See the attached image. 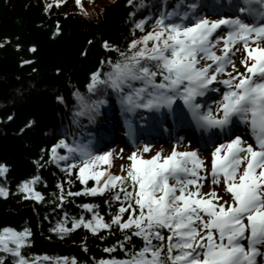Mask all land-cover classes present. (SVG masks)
Returning a JSON list of instances; mask_svg holds the SVG:
<instances>
[{
  "label": "snow or ice",
  "instance_id": "1",
  "mask_svg": "<svg viewBox=\"0 0 264 264\" xmlns=\"http://www.w3.org/2000/svg\"><path fill=\"white\" fill-rule=\"evenodd\" d=\"M62 2L55 0L56 4ZM205 7L200 0H183L171 10L161 11L153 18V30L131 40L127 54L117 49L119 58L107 61L110 71L101 74L98 69L91 73L87 87L96 92L97 85L110 86L118 93L125 114L137 109H167L176 119H189L208 133V142L214 145L210 170L198 149L178 151L174 147L168 155L158 151L150 158L133 152L128 157L132 163L126 176L114 175L96 167L102 162L110 163L111 152L94 151L90 141L69 142L65 135L52 145V158L63 162L66 172L78 167L82 182L88 180L89 174L97 181L81 191L119 189L111 198L118 207L110 219L104 218L98 205L86 203L81 207L91 216L74 217L73 228L83 225L96 233L115 224L127 230L124 241H130L128 233L143 239L141 247L125 249L123 257L101 258L98 264H262L257 257H264V47L250 48L248 41L264 37V0H235L229 5L234 14L217 19L205 14ZM148 19L144 17L134 27L143 29ZM221 25L227 26V34L213 35ZM238 40L247 50L241 60L244 72L236 70L234 53L230 51ZM104 46L116 48L107 41ZM218 48L222 49L220 53ZM229 66L234 74L222 77ZM214 81L224 85L220 100H198L206 92L220 91ZM74 95L78 100L76 114L87 115L90 120L99 106L107 103L79 92ZM178 101L183 102L182 107H174ZM128 124L131 127L130 119ZM237 124L246 126L255 146L237 134ZM225 135L227 139H223ZM216 138L223 142L215 143ZM61 146L66 149L63 155L56 151ZM149 149L146 144L143 150ZM5 170L6 165L0 164V173ZM209 171L212 183H223L230 200L223 199L215 187L201 192ZM38 179L33 176L19 187L39 200L41 194L32 187ZM125 180H130V187ZM0 194L7 195L8 190L0 186ZM53 231L67 229L60 222ZM30 235L28 228L0 229V252L11 254L14 264H39L41 257L32 259L22 254V248L31 243ZM117 246L125 248L123 242L113 247ZM55 259L60 264L68 258ZM4 260L5 256L0 255V264ZM72 261L75 264V257Z\"/></svg>",
  "mask_w": 264,
  "mask_h": 264
},
{
  "label": "trees",
  "instance_id": "2",
  "mask_svg": "<svg viewBox=\"0 0 264 264\" xmlns=\"http://www.w3.org/2000/svg\"><path fill=\"white\" fill-rule=\"evenodd\" d=\"M178 2L183 0H144L137 7L141 0L132 4L128 0H80L79 4L77 0L59 4L55 0H0V164L6 165L0 186L8 190L7 195L0 194V229L30 230L31 243L22 248L24 256L41 257L39 264H57L58 257L68 258L60 264H73V257L75 264H98L101 258L123 257L125 249L143 245V239L132 233H128L130 241H124L127 230L115 224L96 233L83 225L73 228L74 217L91 216L81 207L86 203L98 205L104 218L110 219L118 207L111 198L119 189L81 191L96 185L95 178L89 174L82 182L79 168L66 172L50 150L66 135L69 142L90 141L94 151L114 153L99 146L110 133L117 135L113 129L121 131L129 119L132 122L145 114L143 109L123 113L118 93L108 85H97V91L90 92L91 73L110 71L107 61L119 58L117 49L127 54L129 42L152 31L153 18ZM146 16L145 27L135 28ZM105 41L116 48L105 47ZM77 92L107 103L90 120L76 114ZM116 112L123 125L114 120ZM56 151L63 155L66 149L61 146ZM131 163L125 162L118 172L116 164L102 162L96 167L126 176ZM33 176L39 177L32 185L41 194L39 200L19 187ZM124 183L130 187V180ZM60 222L67 231H53ZM163 231L167 237V229ZM118 241L125 248L113 247ZM0 255L5 256L3 264H14L11 254Z\"/></svg>",
  "mask_w": 264,
  "mask_h": 264
},
{
  "label": "rangeland",
  "instance_id": "3",
  "mask_svg": "<svg viewBox=\"0 0 264 264\" xmlns=\"http://www.w3.org/2000/svg\"><path fill=\"white\" fill-rule=\"evenodd\" d=\"M261 44H264V41ZM244 51H241V53H239L234 58V60H235L234 62L237 65L236 69H241L242 72H244L245 69H244V65L241 63V60L247 55L246 53H244ZM172 143H174V142H171V143H168V144L167 143H161V142H157V143H154V144L146 143L147 145L153 146V149L149 150V151H142V152H144V154L147 155L148 152H149V154H153V153H156L158 151H163L162 152L163 155H168L173 149V145L174 144H172ZM187 143H188V141L187 142H183V144L180 143L179 146H177V148L179 149L178 151H180V150L182 151L183 147L193 146V145L188 146ZM140 148H142V147H140ZM130 149H134L133 146L126 145V148L122 149L121 144H119L118 148L114 151V156L112 157V163H113L114 160L116 161V168L119 169V171L121 170L122 167L125 166V162H127V159H128L126 157L130 153L129 152ZM211 185H212V182L207 181V187H205L204 190H206L208 192V190L210 189ZM215 188L219 189L218 193H219V195L221 197H223V199L228 198V196L226 194H224V192H222V190H221L222 186L221 185H215Z\"/></svg>",
  "mask_w": 264,
  "mask_h": 264
}]
</instances>
